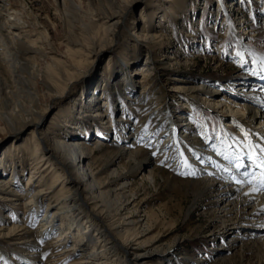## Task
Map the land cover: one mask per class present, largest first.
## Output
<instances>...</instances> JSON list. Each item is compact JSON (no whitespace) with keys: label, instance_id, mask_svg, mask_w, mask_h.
Here are the masks:
<instances>
[{"label":"bare ground","instance_id":"obj_1","mask_svg":"<svg viewBox=\"0 0 264 264\" xmlns=\"http://www.w3.org/2000/svg\"><path fill=\"white\" fill-rule=\"evenodd\" d=\"M46 1L54 11L53 20L57 21L60 29L57 44L34 14L27 12L24 2L0 0V139L11 138L7 145H2L5 149L0 150V214L8 211L7 220L0 218V237L11 236L15 244L28 246L30 250L25 251L30 252L28 256L31 258L14 262L13 254L0 249V264H34L37 261L42 264H144V257L150 253L170 252L181 244L182 238L176 237L178 240H173L174 244L166 250L152 245L155 241L151 244L141 241V234L150 229L155 217L144 212L145 196L141 195L143 198L139 199L138 192L132 190V187L137 189V186L143 188L145 185L156 188L159 180L164 188H179L180 193L194 197L187 214L196 212L204 217L206 233L211 237L209 241L222 244L212 257L215 264H264V190L253 191V188L261 186L264 168L257 167L249 158L253 145L244 142V155L238 142L220 133L218 138L211 140L209 133L183 129L182 125L177 129L174 121L166 119L168 123L163 120L164 126L175 127V130L171 129V136L161 140L164 129L158 131L156 126L151 132L155 134L153 145L144 148L145 143L151 141L139 138L137 133L141 123H137L135 117L131 119L129 112L119 116L125 125L122 131L121 127L114 131L112 141L107 136L106 140L104 136L87 140L88 136L80 133H58L56 127L67 126L71 113L58 118L56 125L53 119L49 121L50 125L46 123L53 110L49 109L48 100H53L54 108L59 107L82 79L88 76L92 81L106 80L111 75L117 59H106L104 48L113 41L114 30L119 23L130 20L132 31L141 21V29L135 34L140 41L130 43L126 54L123 49L117 58L123 53L121 59L126 61L132 57L131 54L138 56L141 51L161 44V35L151 34L153 28L149 30L144 25V12L139 13L138 23L133 17L134 7L150 0ZM174 11L172 7L170 13L162 11V20L172 19ZM49 12H44V16L50 24ZM153 14L155 10L151 16ZM50 26L55 27L54 23ZM56 46L62 47L61 52ZM240 48L242 52L252 54L255 65L253 74L244 73L241 82L235 79L241 83L238 87L243 91L245 81L257 73L264 76V71L255 72L262 66L260 57L245 45H240ZM167 59H159L161 68L166 66ZM96 61L105 63L100 71L103 77L100 73H92ZM129 63L125 64L128 80L117 82L120 87H126L127 95L134 89L130 84L133 63ZM147 65V61L141 62L138 67L140 84H146L149 77ZM249 67L252 68L251 65ZM261 80L262 84L257 85V89L256 84H249L255 91L245 95L229 93L225 88H208L203 84L180 83L169 84V87L173 88L171 91L175 96L185 93L195 105L216 111L229 122L234 121L250 138L260 140L258 132H263L264 139V77ZM92 88L86 93L82 105L89 102L94 108L98 96ZM145 89L143 87L141 92ZM145 92L148 93V89ZM103 94L106 98V91ZM112 97L118 98L120 94L112 91ZM103 104L98 110L96 108L95 113L98 111L97 115L107 124L110 121L107 120L110 114L106 108L109 103ZM183 120L190 122L188 117ZM126 134L135 137L126 146L118 147L112 143L122 141ZM165 134L168 135L167 132ZM26 137L33 148L31 152L29 150L30 155L25 154L27 141H20ZM179 142L183 143L182 146ZM255 154L261 155L256 151ZM185 161L187 167L184 166ZM7 163L17 166V171L5 173L7 166L4 164ZM26 167H31L30 175L22 184L19 171L24 172ZM38 213L39 220L34 221ZM79 220L82 225H87L93 240L103 242L102 245L98 243L99 249L79 231V227L82 229ZM235 224L244 231L238 239L224 240V234H229ZM94 225L100 226V231ZM36 240L40 241L39 245ZM67 240H72L73 244L69 246ZM141 248L143 251H138Z\"/></svg>","mask_w":264,"mask_h":264},{"label":"rangeland","instance_id":"obj_2","mask_svg":"<svg viewBox=\"0 0 264 264\" xmlns=\"http://www.w3.org/2000/svg\"><path fill=\"white\" fill-rule=\"evenodd\" d=\"M21 1L24 2L27 12L34 14V18L37 22L41 23L45 31L50 34V37H53L54 43L57 44L58 40H60V29L57 25V21L53 20L55 17L53 15L54 11L51 10L49 3L47 4L46 0H38L37 2H34V0ZM160 1H164V3H160ZM160 1L150 0L138 4L133 9V17L136 23H138L139 13L144 12V25H146L149 30L153 28L151 34H156L157 36L161 35V44L151 46L148 51H141L138 56H133V54H131L132 57L129 56V60L127 58L125 61L121 58L124 56L123 53L126 54V48L130 43L136 44L140 41L135 34H138L141 29V21L139 24H136V28L132 31L129 26L130 20L119 23L116 30H114L115 34H113L112 37L113 41L107 43L104 48L106 59L108 57H113L118 60H116L117 65L111 70V75L106 80L102 78L97 81H92L88 76L82 79L78 86H75L69 92V95L61 101L62 103L59 107L55 106L54 108L53 100H48L50 104L49 109L53 110L48 116L46 123L53 119V124L56 125L58 118L71 113L72 116L71 114L69 115L71 117L68 118L70 121L67 126L56 127L58 133L61 135H79L80 133V135L83 134L88 136L87 140L93 137L102 139L103 136V139L106 140L107 136V139L112 141L111 137H113L114 131L120 127L122 131V127L125 125V122L123 119L120 120L119 116H125L129 112L128 114L131 119L135 117L134 120H136L137 123H141V129H138L139 131L137 133L140 135L139 138L144 137L146 141H151L150 143H145L143 146L144 148H149L150 145H153L155 134H151V132L156 126H158V131L164 129L161 140L168 139L171 136V129L173 130L175 127L172 125V128L164 126V121H166V123H168V121H174V125H176L177 129L178 125H182L180 127L183 129L209 133L211 140H214L220 133L223 137L238 142L240 149L244 150V155H246V144L244 142L253 145L252 147L259 145L260 148H264V139H262L263 132L257 131L260 133V140L254 139L253 137L250 138L247 132L242 131L234 121L230 120L229 122V119L225 118L224 115V118H222L221 114H217L216 111L212 112L213 110L206 108V106H199V104L195 105V103L189 100V96L185 93L178 94V96L176 94L175 96V93L171 91L173 88L169 87V84L173 85L180 83V85L187 84L194 86L203 84L208 88H225L229 93H239L241 95H245L252 91L254 92L255 90H252L251 87H254L256 84L255 87L257 89L259 84H262L261 78L264 77L263 73H257L255 77L251 75L254 79L252 78L251 80L245 81L246 86L243 91L239 90L240 87L238 86L241 83H237L236 80L240 79L241 82L244 73L253 74L252 70H255L252 54L249 52H242L240 45L247 46L252 53L264 59V0ZM93 5L94 4L91 6L93 7ZM170 7L175 9L174 13L171 14L172 19L167 18L162 20V11L170 13ZM153 10H155V14L151 16ZM47 11H50V24L54 23V28H52L45 19L44 14L47 13ZM56 49L61 52L62 47L59 46L57 48L56 46ZM123 49H125V52L121 54L122 57L120 56L117 58L118 53ZM237 52L243 54V63L241 57L236 55ZM163 57H168V63H166L165 67H162L165 68L162 71L159 65V59H163ZM127 61L130 62L129 64L133 63L130 67L133 75L130 84L132 83V87L134 88L132 94L128 95L126 87H120V85L117 84L119 80H128L129 78L127 76L128 69H126L125 65ZM146 61L148 64L147 68L149 69V77L146 80V84L142 82L140 84L137 79L140 78L139 75L137 76V72L139 71L138 67H140L141 62L143 64V62ZM250 65L252 68L249 67ZM103 66L105 67L104 62L100 63L96 61L92 73H100V77H103L104 74L100 72L101 68H104ZM244 68L249 69L244 72L242 70ZM255 72H261L259 67ZM252 80L255 83L252 82ZM249 84L254 86H249ZM143 87L148 89V93L145 92L147 89L141 92ZM91 88L95 92V95L98 96L93 105L94 108H92L89 102L82 105L86 93H89ZM102 88L104 89L103 91ZM105 91L106 98L103 94ZM112 91L118 92L120 97L113 98ZM132 95L133 97L128 98V96ZM261 97L263 98V95H260V98ZM142 100L143 103L140 102ZM105 103H109V105L106 106L107 112L110 114V118L107 119L110 121L107 124L97 115L98 111L95 113L96 108L98 110V107L102 104L105 105ZM191 105H194V108H190ZM122 108L124 111H122ZM182 116L184 117L181 118ZM187 117L190 119V122L183 120ZM185 123L189 124L185 126ZM47 125H50V122ZM166 132L168 135L165 134ZM135 133L134 131V134ZM159 133H162V131ZM239 134L242 135L240 136ZM134 138V135L126 134L122 141L112 143H115L118 147L122 145L126 146L132 142ZM10 139L9 137L4 140L0 139V150L2 148L5 149L2 145H7ZM161 140H159V142ZM20 141H27L26 146H28V150H25V154L30 155L33 148L29 145L28 137L22 138ZM179 144L182 146L181 144L183 143L179 142ZM255 151L260 153L259 148H256ZM214 156L216 158V155H213V157ZM100 163L101 162H99V164ZM4 165L7 166L5 170L7 174H11L18 169L17 166H10L8 163ZM30 170L31 167H26L24 172L21 173V171H19L22 184L26 182L27 177L30 175ZM228 171H230L229 168ZM162 184V181L159 180L156 186L157 190L150 185H145L143 188L137 186L138 190L136 187H132V190L138 192L140 195L139 199L143 198L141 195L145 196V200H143L144 205H142L145 209L144 212L151 214L152 218L155 217L150 229L141 234V241L149 244L155 241V244L152 245L166 250L167 247L174 244L172 243L173 240L177 238H182V240L181 244L178 245L179 247L174 246L170 252L159 251L156 254L150 253V255L145 256L144 264H215V258L212 257H214L216 253L215 249L220 247V245L222 246V244L209 241L211 237H208L209 235L206 233L207 229L205 228L204 217L199 216L196 212L187 214L194 197L187 193L183 194V192H181V194L178 190L179 188H174L173 190L167 187L164 188ZM0 205H2V203ZM7 213L8 211H2L0 214V218L3 221L7 220ZM39 215L40 213L34 217V221L39 220ZM139 216H141V213H139ZM80 225L82 229L79 227V231L81 230L84 236L88 238L87 240L90 239L91 244L99 249L98 243L102 245L103 242L93 240L92 233L88 232L87 225H82V221H80ZM233 225L230 228L229 234L222 235L224 240L226 238L238 239L240 233L244 231V229L237 228V224H235V226ZM94 228L100 231L101 227L94 225ZM11 239V236L6 238L1 236L0 249L6 251L10 255L13 254L15 256L14 262H24L26 259L30 258L28 256L30 252L25 251V249L30 250L28 246L24 247L15 244ZM36 243L39 245L40 241L36 240ZM66 244L70 246L73 244V241L67 240ZM138 251H143V248ZM109 259H111V257ZM29 260H31V258ZM1 261L0 257V262ZM61 263L62 262L59 264ZM34 264L42 263L37 261Z\"/></svg>","mask_w":264,"mask_h":264},{"label":"snow or ice","instance_id":"obj_3","mask_svg":"<svg viewBox=\"0 0 264 264\" xmlns=\"http://www.w3.org/2000/svg\"><path fill=\"white\" fill-rule=\"evenodd\" d=\"M236 55L241 57V61L243 63V54L240 53V52H237ZM261 64H262V66L260 68V71H264V59H262ZM256 148H259V152L261 153L260 156H257L255 154ZM249 158L253 161V164H255L257 167L264 168V148H260L259 145L254 146L253 150H252V153H251ZM257 161H259V163H257ZM184 166L187 167V162L186 161L184 162ZM242 166L243 165H238V167H242ZM244 175H247V173H245ZM260 179H261L260 188H253V191L264 190V172L261 173ZM237 183H240V181H237Z\"/></svg>","mask_w":264,"mask_h":264}]
</instances>
